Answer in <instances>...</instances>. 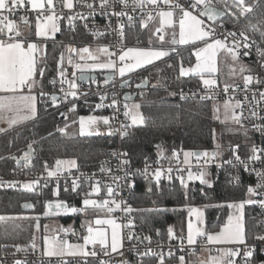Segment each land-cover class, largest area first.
Here are the masks:
<instances>
[{"label":"snow or ice","instance_id":"6c2138e0","mask_svg":"<svg viewBox=\"0 0 264 264\" xmlns=\"http://www.w3.org/2000/svg\"><path fill=\"white\" fill-rule=\"evenodd\" d=\"M219 3L224 4V9H220L213 4L212 0H191V3L188 7L179 3V0H0V121H3L7 124L8 128H0V132H7L9 128H12L16 125L23 123L24 121L33 119L37 115V97L33 94V90L36 87L43 88L42 79L40 82L37 81L36 76L39 75L41 78L45 77L46 67H40V63L43 60H46V55L41 58L38 53L40 51V46L37 43L29 42L25 39H22L23 33L19 29V25L10 17L21 8H26L30 5L32 10H39L36 24H35V36L48 38L50 34L54 37V34L61 30L59 22L62 18H66L67 24L70 28H75L76 21H82L85 29H89L88 20L93 18L97 12L105 18L114 16L119 20L122 17L127 16L128 20L133 21V17L128 14L125 10L128 7H131L133 11L139 9L142 14V18L139 21L141 28H147L150 21L158 20L159 27L155 29L152 33L153 36L158 35L159 40L163 42L165 36L163 33L166 28H172V40L171 44H180L196 45L197 42H200L204 47H199L195 51V56L197 63L193 67L185 68L183 64L179 69V76L184 77L188 76L189 73H198L203 79L204 73H213L216 72V56L218 52H223L226 56L231 57V59L239 64V72L243 75L248 71L245 65L240 63V55L242 49H248L252 44L255 43L254 40L250 41V37L247 35L248 31L253 33H259L262 40H264V12L261 13L259 18L253 22L248 20L247 17L250 13L254 11L255 6L260 2V0H253L252 4L247 3V0H231V5H229L228 0H218ZM59 3L62 9H67L71 14H57L56 6ZM163 4L165 8H161L160 5ZM77 5H80L82 8H87V12H77L74 11ZM116 5L121 7L120 11H115ZM152 6V9L155 10V15L153 11L147 10L148 6ZM235 8L237 11L232 12V8ZM45 12L47 15H45ZM229 12L236 21H239L240 18L247 20V23L243 26L239 34L236 32H227L224 36V39L216 38V28L210 24H206L207 21H212L213 23L217 22L220 18L225 16V13ZM7 13V15L5 14ZM179 14V39L176 38L175 32V21L174 17ZM197 13V14H194ZM20 21L28 24L29 21L27 17L21 16ZM109 27L111 23L109 21ZM219 27H224L221 23ZM125 25L118 23L116 30L120 37V42L122 45L123 39L125 37ZM91 31V29H89ZM92 35L101 36L104 33L96 30L92 32ZM231 38V39H229ZM149 44H152V38H149ZM170 51L174 52L175 49L165 50L164 48H154V47H129L123 48L121 46L119 53L110 51L108 45H101L95 51L90 49V47L85 46L82 48H75L71 45L67 47V65L73 68L71 78L68 77L67 67H65V56L64 53H60L59 60L56 62V76L53 77L49 83L55 88L56 84L60 85V93L58 95L55 91L48 93L41 90L39 93L40 97H48L51 102L52 107H58L61 103V100L68 101V98L73 99L77 98L78 95H88V93H80L79 85L77 80L80 81H91V83H96L95 77H90L86 75L88 70L96 69H112L113 75L107 76L105 78V83L107 84L110 80L113 79V76L118 71V74L121 78L125 77L126 74L133 73L137 69L144 68L147 65H154V62L160 61L162 58L168 57ZM257 51L264 58V47L257 46ZM249 53L247 51L243 52L244 56H247ZM73 55L78 56L79 60L83 63L76 62L73 59ZM106 56L108 59L106 62H99L100 56ZM118 56L119 66L117 65V60L112 59V57ZM88 61H92L89 63ZM171 67V65H169ZM77 70L79 71V76H77ZM232 74H235V69L232 70ZM58 78V79H57ZM255 80L256 85H264V80L260 78H254L252 75H243V84L245 90V100H248V91ZM131 83L130 80L121 81V87L127 86ZM147 83V78H145L141 83L137 84V88H143ZM203 84L205 86L211 87L216 84L214 79H203ZM65 85L67 87H65ZM99 86V85H98ZM233 91L237 90L236 86H231ZM230 86L228 84L224 85V91L227 93ZM28 90V94H24V90ZM174 95V93H172ZM256 92H252V101L249 102L251 111L249 119H259L264 120V117L258 116L256 111L255 104L253 101L256 100ZM260 100L264 101V91L259 92ZM107 98L106 95H101L100 100L104 101ZM130 97L125 95V100H128ZM183 98V97H182ZM211 96L201 97V99H212ZM234 101V102H233ZM45 104L48 103V100L43 101ZM108 107L116 108L117 100L115 98V93H113V98ZM105 107L104 103H98L96 108ZM76 104L71 103V107L68 109L69 112L75 111ZM124 116L131 120L132 125H142L145 123V118L138 111L139 105H132L129 107L128 104L124 105ZM224 109V120L221 123L231 122L232 124L239 125L243 129V133L247 136L248 129L244 128L242 121L245 119L243 115V104L240 100H235L234 97H230L228 100H225L223 103ZM236 109H241L238 113ZM219 111L220 108L217 105L213 106L214 118L219 120ZM62 117L66 118V113H60ZM109 117L107 116H88L80 117V129L83 133L85 128V123L89 126L96 125L99 121H103L104 124H109ZM64 128H58V131L61 133L65 132ZM128 127L130 125H122L120 130V135L126 137L128 135ZM252 129L257 132H260L264 135V124L253 123ZM232 131L233 129H229ZM239 130V129H236ZM213 131V139H215V130ZM108 134L113 135L114 132L109 126ZM35 141H31L27 144V150L23 152V155L17 157L11 155L8 159L15 160L17 165L23 163L25 168L32 166L31 161L35 154L33 149V144ZM220 145H216L215 151L208 152H185L184 153V163L187 164L188 158L191 156H196L198 159L204 157V162L201 171L198 175H194L191 171L188 172L189 180H199L202 185H207L211 187V180L208 179V173L206 168L208 165L214 163L217 158L222 156ZM232 152V159L216 163V167L219 169L223 165H232L235 167L238 165H243L245 171L255 172L257 176V184L254 187L249 186L247 188L248 199L242 200L239 203H229L227 207L234 210L230 212L227 216L226 222L220 227L218 232L211 233L206 232L201 227H194L192 222L188 223L187 236L183 234L177 236L174 233L172 226H169L167 229V234L169 240L178 239L181 246L184 245L185 239L189 246L196 244L197 237L206 236L209 243L214 244H227L231 247H225L217 249L215 255H209L206 258H197L195 261H186L185 257L181 255L179 259V264H257L255 261V252L256 246L248 244V233L244 223V206L251 204H259L261 207H264V198L254 199V197H264V192L259 191L264 189V171L257 169H250V163L261 161L264 159V147H258L256 144H252L249 148V154L245 159H242L238 154L239 145L230 146ZM116 152L112 153V156H117ZM122 155L126 156L127 153ZM176 153L173 152V156ZM5 159V157L0 156V160ZM233 160L236 164H233ZM106 163V162H104ZM102 163L100 171L102 173H111L110 168L104 167ZM129 160L124 159L120 161L119 170L124 172L123 176H113L112 180L115 184H105L104 187L107 190L108 199H91L92 194H101L100 182L90 184V191L85 193H80L79 188L80 184L78 183L79 178H73L71 180V191L76 194L83 195L82 205L83 207L77 208L75 206L69 205L66 201L59 200L53 202L45 201L44 215L48 216L52 214V210H55V214L59 215L61 213H85V214H96L97 212H104L106 218H96L94 221H86L82 227H86V235L83 236V244H72L68 240L60 238L58 235H53L51 237L45 235L43 237V251L42 255L45 257H57L60 258L61 264H69L68 261L64 260L65 256L71 257H97V252L95 250L88 251V245H97L99 244L101 252L104 255H109L108 251V231L105 226H110L111 228V252L117 253L120 248H122V234L119 231L121 228H128L129 232L127 233V239L138 240V241H147L151 243L150 236H137L131 229L135 227L134 221L128 219L126 224H118L116 218L108 214L114 213L117 211L123 212L126 215H130L133 212L131 206L126 205L125 201L117 200L115 197L119 195L117 189L120 187V181H126L127 187H133V177L140 173L148 178L149 166L147 164V159L145 160V168L141 172L137 170V173L130 172L128 170ZM76 161L73 160H60L55 161L54 167H49L47 162L44 164V171L46 172L45 184L47 186V178L56 177L59 178L61 174L65 171H69L76 168ZM171 172V168L168 169ZM43 176V173L41 174ZM84 174L82 173L81 176ZM162 175V170L157 168L152 173V178L156 181L157 186H159L160 178ZM171 179V177H169ZM233 181L238 182L239 176L233 177ZM20 182L18 181H0V186L7 184L9 187H15ZM185 182L181 177V184ZM65 191L69 189L67 187V179H65ZM23 189L27 191H33L37 186H39V180L23 182L20 185ZM151 190V189H149ZM53 195L58 196V190L53 192ZM187 195V193H186ZM25 208H32V204H24ZM207 207V206H206ZM213 207H223V205H213ZM137 211H164V209H139ZM196 215L197 221L200 225L204 223L203 220V211L200 209L192 208L189 210V215ZM5 219V217H0V220ZM40 217H36L37 223L35 225L36 229H40L39 224ZM47 229V226H45ZM60 231L68 232L69 229H60ZM157 234H160V230L157 229ZM256 241L264 242V234L255 233L252 237ZM162 244L160 247L162 248ZM7 247V245H0V248ZM16 252L27 253L29 248L33 252L37 249L36 237L33 235L32 240L29 245H13ZM132 251L136 253L138 257V264H145V260H155V264H166V255L171 258L174 256V253L171 249L165 254L163 251H157L151 247L146 248L144 251H139L138 248H133ZM260 252L264 254V247L260 248ZM15 253H13L14 255ZM122 254V253H121ZM192 256L196 255L194 249L189 253ZM2 264V262H0ZM13 264H29L27 260L16 259L13 261ZM84 264H87L85 259ZM100 264H108L107 261H101ZM119 264H128L127 261H120ZM259 264H264V261H259Z\"/></svg>","mask_w":264,"mask_h":264},{"label":"trees","instance_id":"16d2710c","mask_svg":"<svg viewBox=\"0 0 264 264\" xmlns=\"http://www.w3.org/2000/svg\"><path fill=\"white\" fill-rule=\"evenodd\" d=\"M214 1L224 9V4L219 3L218 0ZM230 2L231 0H228L229 5ZM236 11L233 7L232 12ZM262 12H264V0H260L247 19L255 22ZM226 13V17L221 22L239 34L247 20L242 17L236 21L231 13ZM61 29L54 38L55 41H48L46 44V60H43L39 65L46 67V74L44 78L36 76L38 82L42 79L43 88L38 86L40 90L53 88L49 81L56 76V62L62 51L61 44L56 41L68 40L83 43L91 39L77 23L72 29L64 21H61ZM131 33L130 41L136 37L142 45H149L144 29L141 30L138 27ZM247 35L257 45L264 47V40L261 39L258 32L248 31ZM195 47L196 45L175 46V51H170L168 57L129 75L134 81H141L145 76L149 80L148 88L143 90L139 97H136L139 98L140 110L145 118V123L142 125L130 124L127 130L128 135L122 137V147L133 168L139 167L146 159L154 157L161 149L168 153L195 152L205 149L215 151L217 150L216 145L219 144L221 157H225L232 155L230 146L239 145L238 154L247 157L251 145L257 144L254 134L248 132L245 136L243 130L239 128L236 130L232 126L214 120L211 115V102L178 98L179 89L202 85L199 74L179 76L181 64L186 67L194 62ZM250 63L251 72H254L256 67L254 63ZM69 101L76 104L75 111H72L69 117H60V113L64 112L66 108H70L71 103L61 102L58 107L54 108L50 102L45 104L39 101L36 117L9 128L7 132H0V156L5 157L0 160V173L5 176L11 175L24 167L23 164L16 165L8 157L21 154L31 141H35L33 144L35 154L30 167L34 171L42 170L45 162L49 167H54L57 159H74L77 167L81 170H92L99 167L101 158L105 156L114 138L58 131V128L78 115L90 112L102 113L96 109L94 97L81 95ZM218 125L221 127V133L219 139L217 137L219 142L216 143L212 130ZM209 176L212 182L211 187L202 185L199 180H190L183 185L180 181L174 180L168 183L163 182L157 187L150 184L149 189L151 190H149L147 181L143 180L141 176L135 175L133 204L136 208L134 215L139 229L151 238L166 239L169 226H172L178 233L183 229L187 208L194 205L205 206L207 231L219 228L227 214L226 205L230 202L244 200L247 188L253 187L254 180L251 174H246L241 185L233 186L229 183L225 171ZM57 199L80 207L82 195L73 193L71 189L67 192L59 190L58 196L53 195L51 189L41 195L24 189H0V217H5L0 220V245H7V247L0 248V251L15 250L13 245L16 244L29 245L34 235L36 217L45 209V201H57ZM25 201H32L35 204L34 212L24 213L21 211V203ZM213 205H223V207H213ZM139 209H164V211H137ZM60 217L65 223L73 222L76 234L84 233L85 227H82L84 219L80 213ZM245 226L249 237L248 241L253 239L255 233H260L254 204L246 207ZM157 229L160 230L159 235ZM176 257L177 255L174 253L173 257L167 258V264H175ZM255 261H258L257 256H255ZM137 263L136 260L134 264ZM87 264L97 263L90 261ZM145 264H154V261L146 259Z\"/></svg>","mask_w":264,"mask_h":264},{"label":"built area","instance_id":"2783aa9c","mask_svg":"<svg viewBox=\"0 0 264 264\" xmlns=\"http://www.w3.org/2000/svg\"><path fill=\"white\" fill-rule=\"evenodd\" d=\"M213 4H215L214 0H212ZM179 3L184 5L185 7H188L191 3V0H179ZM161 8H165L163 4L160 5ZM115 11H120L121 7L119 5H116L114 9ZM129 15L133 17V21H129L127 16L120 18L117 20L116 17L111 16L109 18H105L104 16L100 15L99 12L96 13V15L93 18H90L88 20L89 29H85L83 26L82 21H76L75 23L79 24L82 28V31L91 39L87 42L94 45H108L110 48V51L119 53V50L121 46L123 48L128 47H140L142 44L139 42L138 38H134L133 41L129 40V37L131 36L132 30L136 28H140L141 30L145 28H141L139 21L142 18L141 11L139 9H136L133 11L131 7H128L125 9ZM147 10L153 11V15H155V10L152 9V6H148ZM165 10H167L165 8ZM74 11L77 12H87V8H82L80 5H77ZM39 10H32L30 5L26 8L18 9L10 18L13 19L18 25L22 24L23 22L20 21V17L24 16L27 17L28 20H36ZM56 12L57 14H71L68 12L67 9H62L61 5L57 3L56 6ZM7 15V13H5ZM197 14V13H195ZM45 15L47 13L45 12ZM179 17V14L176 15ZM66 20V18H62ZM67 21V20H66ZM109 21L111 23V27H109ZM157 21L156 26L158 27L159 21ZM206 24H210L213 27L216 28V38L224 39V36L227 32H235L231 28L226 27L224 24V27H219L220 22L217 23H211L205 20ZM118 23H122L125 25V37L123 39L122 45L120 42V37L118 35V31L116 30V26ZM99 30L100 32L104 33V35L101 36H93L92 32ZM238 34V33H237ZM156 38H159L158 35L155 36ZM231 39V38H229ZM251 41V40H250ZM257 44L254 43L249 47L248 49H242L240 57L243 58L246 61L254 63L256 70L251 73V75L254 78H260L264 80V58L261 57V55L257 51ZM247 51L249 54L247 56L243 55V52ZM112 59L117 60V65L119 66L118 56L112 57ZM68 77L71 78L73 68L71 66L66 65ZM113 71V70H112ZM78 72V70H77ZM122 79L118 74V71L113 76V79L109 81L107 84L105 83V79L103 78H97L96 83H91V81L87 83H80L77 81V84L79 85V91L80 93H88L86 96H91L95 98V107L98 103H104L105 107L99 108V110L102 113H105L110 119L109 124L106 125L104 123L97 125L95 127L96 133L95 135L100 137H112L108 134V128L111 126L113 132L115 133L114 141L110 146L108 147L105 156L101 158L100 165L96 169L92 170H81L80 168L76 167L69 171H65L63 174L59 176V178L52 177L47 178V186L45 187V177L46 172L44 171V168L39 171H34L30 167L29 168H20L15 173L11 175H3L0 173V181L6 182V181H18L20 182L15 187H9L7 184L4 186H0V189H23L20 185L23 182L27 181H33V180H39V186H37L33 191H28L31 193H35L38 195L44 194L45 191L48 189H51L54 191L59 190H65V179H67V187L68 189H71V180L73 178H79L78 183L80 184L79 191L81 193H85L90 191V184L95 183L97 181L100 182L101 186V194H92L91 199H108L107 196V190L104 187L105 184H113L115 186L112 177L113 176H123L124 172L119 170L120 161L124 159H128L127 155H122L123 153H126V151L122 147V136L120 135V130L122 125H130L131 120L129 118H126L124 116V105L126 104V101L122 98V95L124 92H129L133 94L136 97H139L143 90L142 89H136L133 86V83H130L129 85L122 88L120 86V82ZM99 85V86H98ZM224 85L225 84H217L213 85L211 87L205 86L202 84L199 87H185L181 88L177 92V96L181 100H189V101H199V102H224L225 100H228L230 97H234L235 100H240L243 104V115L245 119L242 121L244 128L248 129L249 133H252L255 135L257 140V146L258 147H264V135H262L260 132L255 131L252 129L253 123H260L264 124V120L259 119H249L250 117V111L251 107L249 102L252 101V92H256V100L253 101L256 107V111L258 113V116L264 117V101L260 100L259 92L264 91V85H256L255 80L253 81V84L251 85L247 95L248 100H245V90H244V84H228L230 86L229 91L225 93L224 91ZM231 86H236L237 90L233 91ZM65 87H67L65 85ZM44 92L51 93L55 91L59 95H62L60 93V85L59 83L56 84L55 88L53 87L50 90H42ZM41 90L38 91L40 93ZM113 93H115V98L117 100L118 107H108L107 105L111 104ZM101 95H106L107 98L104 101L100 100ZM81 96V95H78ZM205 96H211L212 99H201V97ZM183 97V98H182ZM72 99L71 97L68 98V101ZM44 100H48L50 102V99L48 97H44L43 99L40 97L39 101L43 102ZM61 102H66L61 100ZM234 102V101H233ZM51 103V102H50ZM69 108H66L63 113H66V117H69L71 112L68 111ZM98 109V108H96ZM236 111L239 113L241 109H236ZM128 130V129H127ZM201 152L208 151L212 152L208 149L200 150ZM116 152L117 156H112V153ZM241 156V155H240ZM242 159H245L246 157L241 156ZM232 159V155H228L225 157H219L217 160L208 165L206 168V171L208 175H217L218 173L225 171L227 173L229 183L233 186H239L243 183V179L246 174H251L254 180L253 187L255 188L258 180L255 172L252 171H245L243 165H236L233 167L232 165H223L221 168L216 167V163H220L222 161H226ZM189 162L187 164L184 163V159L178 156H173V153H168L165 150H159L158 153L149 159H147V164L149 166V174L148 178L146 179L144 175L137 173V170H140L141 172L145 168V161L137 168H133L132 165L129 163L128 170L133 173H137L136 175L141 176V178L147 183L153 184L157 187L156 181L152 178V173L157 169L160 168L162 170V175L160 178L159 186L165 182H171L174 180L181 182V177L183 178L184 182L190 181L188 179V172L191 171L194 175H198L199 172L202 169L204 157H200L199 159L196 156H192ZM106 162V163H104ZM104 163V167L110 168L112 171L111 173H102L100 171L101 165ZM233 164H236V162L233 160ZM250 169L254 168L260 171H264V159L261 161H256L253 163H250L249 165ZM51 168V167H50ZM171 168V172L168 171V169ZM43 173V176L41 175ZM84 174L81 176V174ZM239 176V181L235 182L233 181V177ZM171 177V179H169ZM133 187L135 184V180L133 177ZM120 187L117 189L119 195H117L115 198L117 200L125 201L126 205L131 206L133 209V212L130 215H126L123 212L117 211L114 213H110L108 215L113 216L116 218V221L118 224H126L127 220L130 218L134 221L135 227L131 229L137 236H148L144 232H142L138 224L135 220L134 212L136 210L134 204H133V187L128 188L126 181H120L119 182ZM25 190V189H24ZM27 191V190H26ZM259 191L264 192V189H260ZM82 195V199H83ZM255 199H261L264 197H254ZM81 199V201H82ZM53 202V201H51ZM55 203V202H54ZM256 209V215L258 219V224L260 227V233L264 234V207H261L259 204H254ZM79 208V207H77ZM120 232L122 234V248L118 250L117 253H112L109 251V255H104L103 252H101L100 247H95L90 249V251L95 250L97 252V257H71V256H65L63 259L68 261L69 264H84L85 259L87 260V263L90 261L96 262L97 264H100V262L107 261L108 264H119L120 261H127L128 264H134L135 261H138V257L136 256V253L132 251V249L138 248L139 251H144L146 248L151 247L157 251H163L165 254L168 253V251L171 249L173 253L177 255V257H180L181 255L185 256L186 254L190 253L192 249L195 251L199 249H206L210 254L215 252V246L210 244L207 239L202 238L200 241H197L195 245L189 246L187 244V241L185 239L184 245L181 246L180 241L178 239H172L169 240V238L166 239H159V238H151V243L149 244L147 241H138V240H131L129 241L127 239V233L129 232L128 228H121ZM180 234H183L185 237L187 236L185 231H180L177 236ZM60 238L70 240L73 239V235L69 232H63L59 235ZM250 245L256 246V252L255 256L258 257L257 263L259 264V261H264V254L260 252V248L264 247V242L256 241L255 239H252L251 241H247ZM163 245L162 248L160 245ZM13 253H15L13 255ZM122 253V254H121ZM16 259L21 260H27L29 264H61L60 258L57 257H45L42 255V252L36 250L33 252L31 248H29L27 253L24 252H16V250L12 251H0V262L2 264H13V261ZM154 264H155V260Z\"/></svg>","mask_w":264,"mask_h":264},{"label":"crops","instance_id":"0c3cea01","mask_svg":"<svg viewBox=\"0 0 264 264\" xmlns=\"http://www.w3.org/2000/svg\"><path fill=\"white\" fill-rule=\"evenodd\" d=\"M215 2V1H214ZM195 14V13H194ZM174 21H175V32H176V38L177 40L179 39V17L175 16L174 18ZM29 23L28 24H25V23H22L19 25V29L20 31L23 33V36H22V39H25L29 42H34V43H37L39 46H40V51L38 53L39 57L43 58L45 55H46V44L48 41H55L54 38L56 37V35L62 30H60L59 32L55 33L54 34V37L52 36V34L49 35L48 38H44V37H36L35 36V24H36V20H28ZM61 21H64V23L67 24V21L64 20V19H61ZM61 21L59 22V25H60V28H61ZM222 23V22H220ZM157 24V21L154 20V21H150L149 24H148V27L145 28V33H146V37H147V41L149 43V36L150 34L148 33V29L151 28V38L153 39L152 40V44L153 46H159V48H164L165 50H169L170 48H174L175 46H185V45H180V44H171V40H172V32H173V29L172 28H166L165 29V32L163 33V35H165V43H161L159 40V38H156L155 36L152 35V28H153V31L157 28L156 26ZM223 24V23H222ZM169 30V31H168ZM166 31H168V35L166 34ZM65 42H69V43H73V44H77V45H83V44H86V45H89V46H92V47H96V46H99V45H94V44H90L89 42H83V43H75V42H70L68 40H60V41H56V43H60L61 46H62V49L64 48V43ZM188 45H192V44H188ZM149 45H141L140 47H149ZM196 47H204V45L200 42H197L196 43ZM195 47V48H196ZM129 48V47H128ZM197 49V48H196ZM194 49V51L196 50ZM196 58L195 54H194V59ZM216 60V63L219 64H223V63H227V67H224V73L221 74L220 72L218 73V71L216 70V72H213V73H204L203 74V79H214L216 80V84H223L222 83V79L224 78V80H228L230 78V80H239L236 84H243V81L241 78H243L242 74L239 72V64H237L236 62H234L231 57L229 56H226L222 51L221 52H218L217 53V56L215 58ZM240 60L244 61V62H247L248 66H246V68L248 69L247 73L249 75H251V63L249 61H246L244 60L243 58L240 57ZM196 63V59L194 61ZM241 63V62H240ZM242 64V63H241ZM67 65V63H66ZM65 65V66H66ZM148 66V65H147ZM146 67V66H145ZM187 67V66H186ZM185 67V68H186ZM193 67V66H192ZM235 69V74L233 75L232 74V70ZM112 69H96V70H88V71H94V72H98V73H103V72H106V71H110ZM137 70H140V69H137ZM135 70V71H137ZM134 71V72H135ZM246 73V72H245ZM129 74H126L125 77L123 78H128ZM189 74H198V73H189ZM200 75V74H199ZM201 77V75H200ZM203 79L201 78V81H202V84H203ZM232 84V83H230ZM40 89L38 87H36L34 90H33V94L36 95L37 97V104H38V100H39V91ZM24 94H28V90L25 89L24 90ZM0 95H4L3 93H0ZM25 122V121H24ZM0 128H8L7 124L4 123L3 121H0ZM186 152H191V151H186ZM183 153V151H182ZM192 157V156H191ZM191 157L188 158V160L191 159ZM208 179H210V176L208 175ZM211 180V179H210ZM245 199H248V194H246V197ZM244 199V200H245ZM255 199V198H254ZM55 202V201H53ZM240 201L238 202H230V203H239ZM229 204V203H228ZM252 205V204H251ZM227 206V205H226ZM249 206V205H245L244 206V209H243V212H244V223H245V210H246V207ZM80 207H83L82 205V201H81V205ZM79 207V208H80ZM192 208H196V209H200L201 211H203L204 215H203V220H204V223L202 225H200L197 221V218H196V215L195 214H192L191 216L189 215V210L192 209ZM234 210L232 209H229L227 207V214H226V217H225V220L223 221L226 222L227 220V216L230 212H233ZM52 213H55V212H52ZM80 215L83 217L84 219V222H86L87 220L88 221H94L96 218H106L105 216V213L104 212H97L96 214H85V213H80ZM89 218V219H88ZM189 221L192 222L193 226L194 227H201L202 229H204L206 232H211V233H215V232H218L220 227L223 225V223L220 225L219 228L215 229V230H211V231H207L206 229V213H205V206L204 205H194V206H189L187 208V212H186V216H185V221H184V225H183V229H181V231H185L186 234H187V230H188V223ZM107 231H108V251H111V228L110 226H105ZM120 231V230H119ZM174 233L177 235L178 234V231H174ZM73 235V237H77V234L75 233V231L73 233H71ZM34 235H35V229H34ZM36 237V244H37V249L38 251L42 252L43 251V236L39 237L37 235H35ZM202 238H205L207 239L206 236H200V237H197L196 240L197 241H200ZM72 239L68 240L69 242L71 241ZM212 245L215 246V252L212 253L211 255H215L216 254V251L217 249H220V248H225V247H231V245H227V244H214V243H210ZM95 247H100L99 244L93 246L92 248H95ZM90 248V249H92ZM196 252V255L195 256H192L190 255L189 253L186 254L184 257H185V260L186 261H195L197 260V258H206L207 256L210 255V253L206 250V249H199ZM207 253V254H205ZM167 255H166V264H167ZM176 262L175 264H179V257H176ZM138 264V263H137ZM258 264V263H257Z\"/></svg>","mask_w":264,"mask_h":264},{"label":"rangeland","instance_id":"374dc122","mask_svg":"<svg viewBox=\"0 0 264 264\" xmlns=\"http://www.w3.org/2000/svg\"><path fill=\"white\" fill-rule=\"evenodd\" d=\"M248 1H250V0H247V2ZM253 3V1L252 2H250L249 4H252ZM158 27H159V25H158ZM155 31V30H154ZM153 31V28H152V32H154ZM169 31V30H168ZM168 31H166V34L168 35L169 33H168ZM148 33L150 34V36L149 37H151V28L150 29H148ZM165 36V35H164ZM153 40V39H152ZM158 41H160V40H158ZM166 41V40H165ZM165 41H163V42H161V43H165ZM69 45H71V46H73V47H75V48H77V49H79V48H82V47H85V46H88V47H90V49H92L93 51H95V49H97L99 46H101V45H99V46H96V47H92V46H89V45H86V44H83V45H77V44H73V43H69V42H65L64 43V48L62 49V51L61 52H63L64 53V56H65V65H66V63H67V56L69 55V53L67 52V47L69 46ZM149 47H154V48H159V46H153V45H150ZM143 48H147V47H143ZM196 48H198V47H196ZM195 48V49H196ZM196 51V50H195ZM195 51H194V53H195ZM60 52V53H61ZM59 57H60V54H59ZM73 59L76 61V62H80V63H83L82 61H80L79 60V57L78 56H75V55H73ZM108 58L106 57V56H103V55H101L100 56V60H99V62H106V60H107ZM196 59V58H195ZM195 59H194V61H195ZM58 60H59V58H58ZM89 63H92V61H88ZM240 62L243 64V65H245V66H248V64H247V62H244V61H242V60H240ZM196 63H197V60H196ZM195 62H193L190 66H187L186 68H188V67H192V66H195V64H196ZM215 67H216V69H217V71H218V73L220 72L221 74H223L224 73V67H227V63H223V64H221V63H219V64H217V63H215ZM243 75H249L247 72L246 73H244ZM242 75V76H243ZM242 79V81H243V78H241ZM240 80V79H239ZM239 80H230V78L228 79V80H224V78L222 79V83L223 84H230V83H232V84H236ZM40 98V97H39ZM38 102H39V100H38ZM223 103L224 102H212L211 103V109H212V118L214 119V120H216V121H218V122H220L221 123V121L222 120H224V109H223ZM126 104H128L129 105V107H131L132 105H139V109H138V111L141 113V110H140V101H139V98H136L135 100H133V101H130V102H126ZM214 105H217V106H219V108H220V111H219V116H220V119L219 120H217V119H215L214 118V113H213V106ZM81 116H83V117H88V116H97V117H101V116H107L105 113H95V112H90V113H87V114H82V115H78L75 119H73V120H70V121H68L65 125H67V127L65 128V131H67L68 133H73V134H76V133H79V134H95L96 133V130H95V127L97 126V125H100V124H102L103 123V121H99L96 125H94V126H89L88 124H87V122L85 123V128H84V131H83V133L81 132V129H80V117ZM108 117V116H107ZM223 124H227V125H229V126H232L234 129H237V128H239L240 130H243V129H241L240 128V126L239 125H235V124H232L231 122H228V123H223ZM65 125L64 126H62L61 128H64L65 127ZM214 130H215V141H216V143L217 142H219V136H220V133H221V127H220V125H218V126H216L215 128H214ZM217 137H218V139H217ZM186 151H183V153H182V151H176L175 153H176V156H178V157H181V158H183L184 159V153H185ZM60 160H65V159H60ZM54 166H55V164H54ZM44 212H45V209L43 210V212L41 213V214H39L38 216L40 217V220H39V224H40V229L39 230H37L36 229V227H34L35 228V235H37V236H39V237H41V236H45V235H47V236H49V237H51V236H53V235H60L61 233H63V231H60V229H69V233H73L74 231H75V228H74V226H73V222H67V223H65L64 221H62L61 220V217L60 216H62V215H69V214H72V213H61V214H59V215H57V214H55V213H52V214H49L48 216H45L44 215ZM31 213V212H30ZM89 219V218H88ZM88 221V220H87ZM36 223H37V221H36ZM84 224H85V222H84ZM36 225V224H35ZM45 226H47V229H45ZM87 233H86V227H85V231H84V233H82V234H80V233H78L77 234V237H75V238H73L69 243H72V244H83V236L84 235H86ZM93 247V245H88L87 246V250L88 251H90V248H92ZM205 254H207V253H205Z\"/></svg>","mask_w":264,"mask_h":264},{"label":"water","instance_id":"95a60500","mask_svg":"<svg viewBox=\"0 0 264 264\" xmlns=\"http://www.w3.org/2000/svg\"><path fill=\"white\" fill-rule=\"evenodd\" d=\"M215 5H216V7L220 8V9H223L222 7L218 6L217 4H215ZM226 15H227V13H225V16L222 17V18H220L217 22H221V21L226 17ZM204 19L207 20L206 18H204ZM208 22L213 23L212 21H208ZM217 22H215V23H217ZM85 74L88 75V76H90V77H95V80H96L97 78H103V79H105L107 76L113 75V71L110 70V71H106V72H103V73H98V72H94V71H86ZM77 76H79V71L77 72ZM145 78H147V83L145 84V86H144L143 88H137L136 85L139 84V83H141V81H143ZM123 80H130L131 83H133L134 88H136V89H142V90H145V89H147L148 86H149V80H148V77H147V76H145L141 81H134L132 77H128V78H125V79H123ZM77 81L80 82V83H87V82H89V81H80V80H77ZM110 81H111V80H110ZM120 86H121V82H120ZM124 87H125V86H124ZM124 87H122V88H124ZM57 94H58V93H57ZM58 95H59V94H58ZM125 95H128L130 98H129L128 100H125ZM122 98H123L124 101H126V102H130V101L135 100V96H134L133 94L129 93V92H124L123 95H122ZM60 117H62V116L60 115ZM111 136L114 137V136H115V133H114L113 135H111ZM158 146H159V145H158ZM26 150H27V148H26L24 151H26ZM24 151H22L21 154H19V155H15V156H17V157L22 156ZM195 152L198 153V152H201V151L198 150V151H195ZM11 160H13V159H11ZM13 161L15 162V160H13ZM15 164H16V162H15ZM21 164H23V163H21ZM16 165H17V164H16ZM150 186H151V185H150V183L148 182V183H147V188L149 189ZM26 203H27V204H32V205H34V207H32V208H25V207H23V205L26 204ZM53 204H54V202H53ZM20 207H21V211L24 212V213L34 212L35 209H36L35 204H34L32 201H25V202H22ZM52 212H55V210L53 209Z\"/></svg>","mask_w":264,"mask_h":264},{"label":"flooded vegetation","instance_id":"af4514ba","mask_svg":"<svg viewBox=\"0 0 264 264\" xmlns=\"http://www.w3.org/2000/svg\"><path fill=\"white\" fill-rule=\"evenodd\" d=\"M231 3V2H230ZM231 5V4H230Z\"/></svg>","mask_w":264,"mask_h":264}]
</instances>
